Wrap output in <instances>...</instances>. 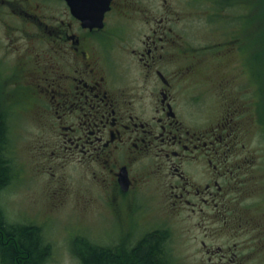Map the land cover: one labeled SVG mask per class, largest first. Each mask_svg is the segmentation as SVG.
Instances as JSON below:
<instances>
[{"label":"flooded vegetation","instance_id":"1","mask_svg":"<svg viewBox=\"0 0 264 264\" xmlns=\"http://www.w3.org/2000/svg\"><path fill=\"white\" fill-rule=\"evenodd\" d=\"M183 1L0 0V98L18 102L0 106L4 144L15 105L38 110L52 176L73 163L103 205L131 211L133 231L105 245L128 264H177L169 229L137 233L138 205L227 233L200 241L201 264H264V20L256 0ZM192 16L206 17L199 44Z\"/></svg>","mask_w":264,"mask_h":264},{"label":"rangeland","instance_id":"2","mask_svg":"<svg viewBox=\"0 0 264 264\" xmlns=\"http://www.w3.org/2000/svg\"><path fill=\"white\" fill-rule=\"evenodd\" d=\"M167 1L172 2L177 13L179 4L184 5L183 0ZM165 3L166 0H150L149 5L157 11ZM256 4L255 12L264 20V0H256ZM191 5L194 9L200 3L191 0ZM180 11L183 13V8ZM204 19L206 17L192 16L188 24V33L198 44L208 35L202 31ZM259 22L257 26H264L263 21ZM2 24L0 23L1 26ZM179 24L182 28V23ZM211 63L208 65L214 71L217 69L216 64L214 61ZM12 102L18 103L13 95L3 94L0 98L1 107L11 106ZM9 119L10 131L5 153L10 160L11 178L0 192L1 207L10 222L41 227L42 236L50 251L45 264H82L78 252L90 256L93 244L117 245L121 234L133 231L130 227L135 220L129 213L131 211L128 210L126 215V212L119 209V205H103L102 200L94 196L96 188L87 182V173L83 168L73 163L61 168L53 164L51 170L57 174L52 176L47 164L50 162H45L43 152L53 141L49 131L42 125V115L38 110L24 112L19 105H15ZM52 148L53 146H49L47 150ZM63 187L66 192H63ZM91 197L95 199L92 202L89 200ZM138 206L137 217L140 223L137 233L156 226L169 229L172 233L170 247L177 264H201L198 262L202 250L200 241L205 238L209 245L216 244V241L227 235L221 232L205 236L203 229L198 226L199 216L192 213H186L187 216L183 215V219L177 217L174 222L168 223L162 221L163 205ZM209 227L214 228L213 225Z\"/></svg>","mask_w":264,"mask_h":264},{"label":"trees","instance_id":"3","mask_svg":"<svg viewBox=\"0 0 264 264\" xmlns=\"http://www.w3.org/2000/svg\"><path fill=\"white\" fill-rule=\"evenodd\" d=\"M4 135L5 126L0 117V191L11 178V167L5 153ZM159 232L162 231L159 230ZM90 251V256L78 252L82 264H128L130 260L128 258L126 261L127 258L113 256L107 252L106 246L98 244H93ZM49 252L40 226L10 222L0 210V261L2 264H45L49 258ZM133 264L162 263L152 252H148L133 258Z\"/></svg>","mask_w":264,"mask_h":264},{"label":"water","instance_id":"4","mask_svg":"<svg viewBox=\"0 0 264 264\" xmlns=\"http://www.w3.org/2000/svg\"><path fill=\"white\" fill-rule=\"evenodd\" d=\"M93 2H95V0H93ZM97 17V16H96Z\"/></svg>","mask_w":264,"mask_h":264}]
</instances>
